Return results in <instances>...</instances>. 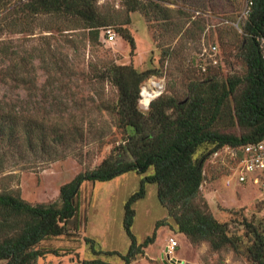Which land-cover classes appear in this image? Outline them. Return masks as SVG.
<instances>
[{
	"label": "rangeland",
	"instance_id": "1",
	"mask_svg": "<svg viewBox=\"0 0 264 264\" xmlns=\"http://www.w3.org/2000/svg\"><path fill=\"white\" fill-rule=\"evenodd\" d=\"M161 1L171 10L169 14L155 12L151 0H139L143 11H130L126 0H98V10L108 25L100 29L97 42L89 38L80 22L56 16L39 17L34 35L13 33L2 37L9 39L10 48L16 49L18 56L24 57L27 64L20 75L34 78L36 89L12 83L0 85V100L20 99L25 124H54L58 130L49 128L38 138L56 139L58 154L64 157L52 163L38 159L14 165L10 176L0 175V194L18 193L32 205L55 204L60 201V187L77 174L93 170L106 158L121 163L118 146L125 135L111 109L117 101V90L94 78L111 63L151 71L139 91L149 81H156L163 94L177 100L185 96L189 81L245 73L241 59L245 41L240 25L248 0H173V5ZM124 28L133 38L132 52L119 35ZM105 29L114 32L112 41H107ZM212 47L217 48L216 66L210 61ZM48 55L56 61L55 69L41 63L42 57L48 60ZM31 107L37 109L34 119L27 115ZM63 125L67 126L64 130ZM208 149L202 147L194 157ZM233 149L224 147L204 162L200 196L215 219L227 223L228 234L238 250L224 247L212 251L208 243L191 244L177 233L160 206L156 186L146 184L144 198L133 205L131 231L137 243L152 235L157 222L165 221L166 225L156 229L154 242L130 264H254L246 256L250 237L243 224H264V195L256 186L237 184ZM149 173L151 170L145 175ZM143 176L129 172L107 182L84 183L78 216L69 222L66 235L39 244L38 248L47 253L36 264H82L93 260L123 264L120 255L129 247L122 226L123 206L138 190ZM85 239L93 241L97 254L92 253ZM170 239L177 241V247L168 256Z\"/></svg>",
	"mask_w": 264,
	"mask_h": 264
},
{
	"label": "trees",
	"instance_id": "2",
	"mask_svg": "<svg viewBox=\"0 0 264 264\" xmlns=\"http://www.w3.org/2000/svg\"><path fill=\"white\" fill-rule=\"evenodd\" d=\"M151 1L155 12H171L162 6L161 0ZM164 1L174 4L173 0ZM126 2L130 11H143L139 0ZM247 2L248 12L240 25L245 41L241 46L245 73L241 76L213 75L189 81L182 99L162 93L150 102L146 112L138 107L139 87L151 71L111 63L94 76L96 81L107 82L117 90V101L111 109L125 135L118 146L121 163L106 158L93 170L77 174L60 187V201L55 204L32 205L18 193L0 194V262L36 264L47 253L38 248L39 244L66 235L69 222L78 216L80 188L84 183L107 182L129 172L144 176L138 190L123 206L122 226L129 239L127 252L120 255L123 264H130L141 255L154 242L156 229L166 225L165 221L157 222L152 235L137 243L131 231L133 205L144 198L146 184L156 186L160 206L177 233L191 244L205 242L212 251L224 247L238 250L234 238L228 234L227 223L217 221L200 196V186L208 157L224 147L239 150L264 138V0ZM42 16L78 21L94 42L99 40L100 29L108 25L98 10V0H0V85L12 83L15 87L36 89L34 78L20 75L19 71L27 64L24 57L18 56L16 49L10 48L9 39L2 37L13 33L34 35L35 22ZM119 35L132 52L135 45L128 30L121 29ZM45 57L48 60L42 57L41 63L51 64L49 68L55 69L56 61L51 55ZM21 103L18 98L12 102L7 98L0 100V175L10 176L14 165L29 160L52 163L64 157L58 154L56 139L38 138L49 128L57 129L55 125L47 127L35 121L25 124ZM36 111V107H31L29 118L34 119ZM202 147L209 149L194 157ZM149 170L151 173L145 175ZM243 225L250 237L245 248L247 258L254 264H264V224ZM85 241L93 254L99 252L94 250L91 239ZM82 264L108 263L93 260Z\"/></svg>",
	"mask_w": 264,
	"mask_h": 264
},
{
	"label": "built area",
	"instance_id": "3",
	"mask_svg": "<svg viewBox=\"0 0 264 264\" xmlns=\"http://www.w3.org/2000/svg\"><path fill=\"white\" fill-rule=\"evenodd\" d=\"M247 12L248 7L246 8L244 15H246ZM104 32L108 42L114 39L115 34L111 29H106ZM210 51L213 53V56L210 57L211 64L216 66L218 64L216 58L217 48L212 47L210 48ZM204 53H206L205 49L203 54ZM143 92L148 95L147 102L144 101ZM162 93V87L158 82L149 81V83L141 87L139 91V109L142 111L148 110L150 102L158 98ZM231 153V156L236 160L235 179L237 184L256 186L258 190L264 194V138L246 144L240 147L239 150L233 149ZM176 247L177 241L170 239L167 247V255L169 256L173 254Z\"/></svg>",
	"mask_w": 264,
	"mask_h": 264
},
{
	"label": "bare ground",
	"instance_id": "4",
	"mask_svg": "<svg viewBox=\"0 0 264 264\" xmlns=\"http://www.w3.org/2000/svg\"><path fill=\"white\" fill-rule=\"evenodd\" d=\"M143 96H144V101L147 102L148 101V95L145 92H143Z\"/></svg>",
	"mask_w": 264,
	"mask_h": 264
}]
</instances>
